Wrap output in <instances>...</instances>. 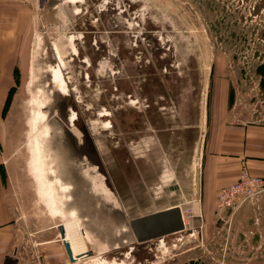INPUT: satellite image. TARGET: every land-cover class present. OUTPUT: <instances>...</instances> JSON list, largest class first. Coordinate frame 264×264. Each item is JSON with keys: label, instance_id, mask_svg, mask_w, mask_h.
Returning a JSON list of instances; mask_svg holds the SVG:
<instances>
[{"label": "rangeland", "instance_id": "rangeland-1", "mask_svg": "<svg viewBox=\"0 0 264 264\" xmlns=\"http://www.w3.org/2000/svg\"><path fill=\"white\" fill-rule=\"evenodd\" d=\"M108 2L113 3L111 8ZM259 3L261 0H88L77 20L69 14L66 5L52 0L46 1L42 8H38V0H0V27L18 36L17 55L9 57L7 75L0 73V80L8 89L1 117L8 136V180L13 193L16 190L15 264H110L119 253L138 246L128 225L130 220L169 206H179L184 215H190L184 231L165 237V248L159 251L155 250L156 241L148 243L147 249L132 254L126 264H264V192L233 213H219L215 206L217 195L209 201L201 198L198 162L204 131L215 111L224 114L229 125L264 127V70H256L264 63V10L258 14L252 10ZM115 18L121 22V28L115 27ZM83 19L90 25H84ZM72 32L100 37L103 42L100 44L103 52L87 48L92 66L86 69L78 60L70 75L81 112L96 110L99 102L114 112L110 121L114 132L103 131L97 140L102 147L101 156L86 135L80 138L71 132L64 118L51 110L47 116L38 115L35 104L29 103L27 87L31 80L26 69L36 35L44 33L56 38L61 33ZM85 54L83 50L81 59ZM142 63L147 66L148 90L147 86L139 90V85H134L145 80L143 75H133V64L138 68ZM85 73L90 82L85 81ZM147 91L161 92L174 114L178 109L185 116L200 117V137L187 166L189 183L184 190L178 187L175 175L178 161L171 159L166 151H160V167L153 175L157 179L164 171L173 172L171 185L163 191L156 190V186L147 187L143 172L127 166L129 161H135V150L142 147L147 136L142 134L140 140H134L133 130L128 129L131 110L127 109L128 102L119 98L123 92L129 95L131 92V96L136 92L143 100ZM16 95L20 99L15 109ZM137 101L139 105L134 106L144 108V103ZM47 120H56L67 128L83 152L93 157L92 163L102 166L107 185L118 200L124 226H109L112 220L105 216L100 197L91 195L90 206L80 205L77 209L81 224L69 216L64 220L56 212L42 185L46 176L45 159L37 148ZM144 125L147 128L146 120ZM43 150L50 158L49 149L44 146ZM48 165L52 169L51 158ZM93 176L98 180L95 173ZM64 180L61 182L65 187L62 185L60 192L67 204L74 190ZM77 187L76 192L83 194L82 188ZM53 195L57 199L58 191H53ZM107 208L111 212L110 204ZM70 211L66 206L67 214ZM67 221H74L78 227ZM58 224L63 225L64 240L70 246L74 263L69 261L60 240L55 227ZM87 229L93 235L88 236L90 240L78 234L87 233ZM86 250L92 251L93 256L85 258Z\"/></svg>", "mask_w": 264, "mask_h": 264}, {"label": "crops", "instance_id": "crops-1", "mask_svg": "<svg viewBox=\"0 0 264 264\" xmlns=\"http://www.w3.org/2000/svg\"><path fill=\"white\" fill-rule=\"evenodd\" d=\"M46 1L49 0H38V8H42ZM52 1L57 2L58 5H61V3L66 5L69 14L74 18H78L77 20H80L83 13L81 7L88 2V0ZM107 5L111 8L110 6L113 3L108 2ZM122 6L124 8V2ZM114 9L117 10L116 7ZM66 14L64 13V16ZM65 17L69 21L67 15ZM77 20L76 22H78ZM83 21H85L84 25L86 23L90 25L87 19H83ZM115 21L117 23L115 27L121 28L122 25L119 24L121 22H118L117 18H115ZM42 28L45 30L43 26ZM22 29L20 26L19 30L23 33ZM7 32L5 28L0 27V62H3L0 73L3 72L5 75H7L9 68V57L12 58L13 55H17L15 40L18 39L17 35L13 36V34ZM44 33L36 35L32 55L27 64L26 72H28L31 80L27 87V94L30 96L29 103L35 104L36 108L38 106V111L42 116H47V112L51 110L56 116L64 118L71 124V132L73 134L77 133L75 135L80 138L86 135L101 156L102 147L97 140L101 138L103 131L114 132L110 122L114 112L102 102L97 104L94 111L81 112L77 106L76 91L73 89L70 75L72 73L71 69L74 68L73 66L76 65L78 60L84 63L86 69L92 66V62L87 56L89 53L87 48L93 49L92 47H94L95 50L103 52L104 50L100 46L103 42L100 37L88 36L83 32L61 33L56 38L47 36ZM82 49L86 54L81 59ZM20 55L22 64L24 54L21 53ZM100 63H96V66L101 67ZM136 63H139V61ZM133 66V75L140 74L145 78L142 84L138 82L134 85H139V90L147 86L148 90L150 86L147 84V66L143 63L138 68L137 65L133 64ZM22 68L25 70V65H22ZM84 77L85 81L90 82L88 73H85ZM113 89L114 92L118 90L117 87ZM119 89L125 90L123 88ZM7 90V86L0 80V264H15L14 247L17 233V212L15 209L17 203L14 201V197L16 196V190L13 193L12 186L9 185L8 136L1 125L2 110L8 98ZM131 92L130 95L123 92L119 98L122 102L127 101V109L131 110V122L128 129L133 130L134 140H140L139 137L142 134L147 137L144 139L142 147L135 150V154H137L134 158L135 161H129L127 166L129 165V169L134 166L141 173L143 172V176L147 180V187L156 186V190L163 191L171 185L173 172L168 171L169 175L167 171H164L158 175L157 179H154L153 175L156 174L155 169L160 167L158 163L160 151H166L171 159L175 158L178 161L175 172L178 178V187L182 190L186 189L188 187L186 183H189L187 166L191 154L196 152L195 143L199 140L201 132L199 130L200 117H196L198 120L196 122L195 116H185L181 110L177 109L176 114L170 112L169 104L161 92L154 91L150 94L147 91L143 100L138 98L136 92L131 96ZM19 96L16 95L14 99L15 109L19 103ZM136 100L141 101L142 104L144 103V108L140 109L134 106L139 105ZM211 103H214L212 99ZM144 120L147 121V128L144 125ZM225 120L224 114L215 111L214 117L211 118V124L209 123L204 131L202 152L201 150L200 153L198 152V162L200 163L199 190L201 198L207 201L216 199L220 189L233 184L242 168H247L251 174L264 178V127L256 125L233 126L227 124ZM119 126L122 125L119 124ZM74 129L76 132L73 131ZM170 157L168 159L173 165ZM131 184L136 186L135 181H131ZM172 188L174 192V186ZM176 207L179 206H169L164 210L151 214Z\"/></svg>", "mask_w": 264, "mask_h": 264}, {"label": "water", "instance_id": "water-1", "mask_svg": "<svg viewBox=\"0 0 264 264\" xmlns=\"http://www.w3.org/2000/svg\"><path fill=\"white\" fill-rule=\"evenodd\" d=\"M46 123L44 131L42 132L40 147L37 148L41 150L46 158L44 171L47 177L57 179L61 183L57 182L58 194L61 202L64 204L65 210L66 206L67 208L69 207L71 210L70 213L77 216L80 222V215L77 213V209L80 208V205H82L83 208L90 206V195L93 197H100V204L104 210L105 216L108 220H112L111 222L114 223L111 225V222H109L108 225L118 226V224H121L124 226L122 221V211L118 200L110 189V186L107 185V178L101 169L102 166L95 162L92 163V160H94L93 157L83 152V148L77 145L71 132L63 127L58 121L52 120L51 122H48L47 120ZM67 126L69 128L72 127L70 123H67ZM44 146L50 151V158L52 159L53 164L52 169L49 168L48 161L50 158L47 155V151L45 152L43 150ZM94 173L96 174V177H98V180L93 176ZM64 179L69 181L67 184L68 188L70 187L74 190V193H70V199L68 200L70 202L67 204L64 203V199H61L63 196L62 192H60L61 186L63 185L61 180L65 182ZM95 179L99 183L98 187L95 186ZM77 185L80 189L82 188L81 190L85 193L82 191L83 194H78L76 192L78 189ZM107 204L111 205V212H107L109 210ZM86 215L94 216L88 213ZM128 225L135 243H137L138 246H130L127 251L119 253L113 257L110 264H126V260L130 259L132 254L137 253L144 248L147 249L148 243L153 241H156L155 246L157 247H155V250L159 251L160 249L165 248L163 241L165 237L183 232L185 229L182 220V211L179 207L134 218L128 222ZM55 227L58 230L60 240L62 241L69 261L74 263L75 260L72 256L70 246L64 240L63 225L58 224ZM88 231L91 233V230ZM142 245L146 246L141 247ZM92 256L93 252L86 250L84 257L90 258Z\"/></svg>", "mask_w": 264, "mask_h": 264}, {"label": "built area", "instance_id": "built-area-1", "mask_svg": "<svg viewBox=\"0 0 264 264\" xmlns=\"http://www.w3.org/2000/svg\"><path fill=\"white\" fill-rule=\"evenodd\" d=\"M263 192V178L251 174L247 168H242L237 180L233 184L219 190L216 200V210L219 213L225 211L233 213L242 204L256 199ZM189 217V214L185 215V220Z\"/></svg>", "mask_w": 264, "mask_h": 264}, {"label": "bare ground", "instance_id": "bare-ground-1", "mask_svg": "<svg viewBox=\"0 0 264 264\" xmlns=\"http://www.w3.org/2000/svg\"><path fill=\"white\" fill-rule=\"evenodd\" d=\"M41 103V102H40ZM41 106V105H40ZM42 107V106H41ZM36 110H38V106H37V108H36ZM39 112V111H38ZM39 114H41L40 112L38 113V115ZM42 116V115H41ZM78 136V135H77ZM38 145H39V147H40V142L38 143ZM41 157H42V159L44 158L45 160L43 161V163L44 164H46V158H45V156L43 155V153L41 152ZM36 161H37V163L39 162V160H38V156H37V153H36ZM41 177V176H40ZM41 179H42V177H41ZM57 182L58 183H60V181L59 180H57V179H51V178H48L47 177V175L45 176V180H44V182H43V179H42V185L45 187V191H47V193H48V196H49V199H50V202H51V204L52 205H54V208H55V210H56V212L57 213H59V215H61L62 216V218L64 219V220H68V218H66V216H69V217H71V218H74V219H76L77 220V222L80 224V222H79V219H78V217L77 216H75L73 213H68L67 214V212H66V210H65V208H64V204L61 202V200H60V196L59 197H57V199H56V197H54V195H53V191L55 192V191H58V187H57ZM64 185V184H63ZM49 187V188H47V187ZM62 187V186H61ZM63 187H65V186H63ZM66 190V189H65ZM59 193V192H58ZM181 211H182V209H181ZM183 212V211H182ZM184 213L185 212H183L182 214H183V222H184V225L186 224V220H185V215H184ZM68 223H70V224H72V225H74L76 228L78 227L77 226V224L74 222V221H67ZM80 227V226H79ZM78 230H79V228H78ZM78 232V231H77ZM82 232V231H81ZM87 232V231H86ZM84 232H82V233H80V232H78V234H82L84 237H87L88 238V240H90L89 239V237H90V235L91 236H93L89 231L87 232V233H84ZM89 236V237H88ZM91 238V237H90ZM104 253V252H103ZM100 254H102V252L100 253Z\"/></svg>", "mask_w": 264, "mask_h": 264}, {"label": "flooded vegetation", "instance_id": "flooded-vegetation-1", "mask_svg": "<svg viewBox=\"0 0 264 264\" xmlns=\"http://www.w3.org/2000/svg\"><path fill=\"white\" fill-rule=\"evenodd\" d=\"M258 5L253 7V9H252L253 13H257L258 14V12H261V10H264V5H263V1L262 0H261V3H259ZM262 5H263V7H261ZM256 70L257 71L264 70V63L261 64L260 66L256 67Z\"/></svg>", "mask_w": 264, "mask_h": 264}]
</instances>
